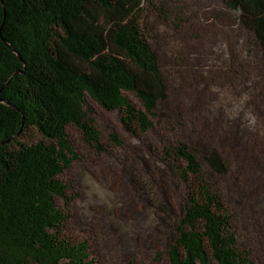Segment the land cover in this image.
I'll return each instance as SVG.
<instances>
[{
  "label": "trees",
  "instance_id": "obj_1",
  "mask_svg": "<svg viewBox=\"0 0 264 264\" xmlns=\"http://www.w3.org/2000/svg\"><path fill=\"white\" fill-rule=\"evenodd\" d=\"M185 1L217 2L212 21L229 34L241 30L254 50H245L239 64L232 39L222 34L223 54L203 57L207 72H214L205 87H219L220 78L232 76L233 64L250 74L249 59L264 76V0ZM184 14L187 8L173 0H0V264H93L85 241L63 236L65 217L55 204L65 198L59 177L76 159L66 128L75 126L101 150L95 122L83 109L86 98L119 112L133 137L145 136L153 118H164L157 109L168 100L169 82L156 47L159 29L181 30ZM226 85L232 91V80ZM190 88L191 113L223 110L218 91ZM190 131L198 141L152 148L179 190L177 214L165 222L161 217L168 229L167 261L253 264L238 251L233 231L232 203L244 200L240 190L232 199V140L208 122ZM30 132L38 139L18 140ZM138 178L137 185L153 193L150 181ZM152 204L168 213L158 199Z\"/></svg>",
  "mask_w": 264,
  "mask_h": 264
},
{
  "label": "rangeland",
  "instance_id": "obj_2",
  "mask_svg": "<svg viewBox=\"0 0 264 264\" xmlns=\"http://www.w3.org/2000/svg\"><path fill=\"white\" fill-rule=\"evenodd\" d=\"M173 1L187 8L188 14L183 15L181 30L159 29L162 36L156 47L169 92L167 102L158 104L157 114L166 116L153 118V127L145 136L133 137L121 124L119 112L105 111L86 98L83 109L95 122L101 150L85 142L75 126L66 128L76 159L59 177L66 187L65 198L55 201L65 217L63 236L72 243L85 241L93 264H169L165 256L168 229L161 217L165 222L166 215L177 214L179 190L152 148L179 140L198 141L190 128L208 122L232 140V199H237L240 190L244 200L243 204L232 203L237 249L247 252L253 264H264V76L256 71V61L249 59L250 74L233 64L232 76L220 78L219 87H205L214 72H207L203 57L206 52L223 54L222 34L232 39L239 64L245 50H254L241 30L232 29L229 34L212 21L220 9L217 2ZM147 22L151 25L152 18ZM231 80L232 91H227L226 83ZM190 86L209 95L218 91L223 110L217 106L191 113L195 91ZM230 103L231 108L227 107ZM188 117L194 126L186 121ZM37 139L34 132L18 137L21 142ZM138 176L150 181L153 193L137 185ZM155 199L168 213L152 207Z\"/></svg>",
  "mask_w": 264,
  "mask_h": 264
}]
</instances>
